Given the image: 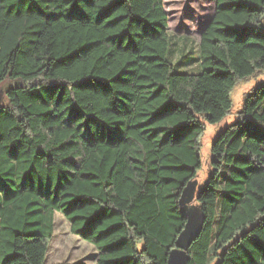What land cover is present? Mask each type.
I'll return each mask as SVG.
<instances>
[{
	"label": "trees",
	"instance_id": "trees-1",
	"mask_svg": "<svg viewBox=\"0 0 264 264\" xmlns=\"http://www.w3.org/2000/svg\"><path fill=\"white\" fill-rule=\"evenodd\" d=\"M199 72L164 0H0V264H47L60 211L97 264H264V0H215ZM20 79V84H14ZM3 101V102H2Z\"/></svg>",
	"mask_w": 264,
	"mask_h": 264
},
{
	"label": "rangeland",
	"instance_id": "rangeland-1",
	"mask_svg": "<svg viewBox=\"0 0 264 264\" xmlns=\"http://www.w3.org/2000/svg\"><path fill=\"white\" fill-rule=\"evenodd\" d=\"M168 14L172 39V60L180 72H199L201 64L200 40L203 29L216 11L215 0H164ZM16 79L14 84H20ZM5 83L0 89V100H4ZM264 84V69L240 80L233 90L232 110L219 122H206L202 134L201 157L203 168L199 178L203 179L211 157V146L218 134L235 123L241 116L248 94L258 85ZM3 102V101H2ZM98 250L93 243L74 234L64 214L56 211L55 232L48 251L47 264H97Z\"/></svg>",
	"mask_w": 264,
	"mask_h": 264
},
{
	"label": "water",
	"instance_id": "water-1",
	"mask_svg": "<svg viewBox=\"0 0 264 264\" xmlns=\"http://www.w3.org/2000/svg\"><path fill=\"white\" fill-rule=\"evenodd\" d=\"M192 244L191 238H183V235L181 234L178 238V245L179 250H177L174 255L172 256L171 262L172 264H187V250Z\"/></svg>",
	"mask_w": 264,
	"mask_h": 264
}]
</instances>
